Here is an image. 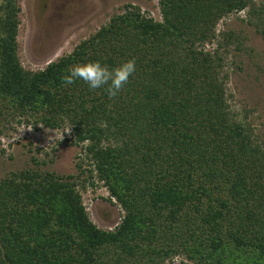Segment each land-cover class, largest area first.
Returning a JSON list of instances; mask_svg holds the SVG:
<instances>
[{
    "label": "trees",
    "instance_id": "1",
    "mask_svg": "<svg viewBox=\"0 0 264 264\" xmlns=\"http://www.w3.org/2000/svg\"><path fill=\"white\" fill-rule=\"evenodd\" d=\"M159 5L161 21L128 4L31 71L19 57L20 0H0V136L16 122L68 128L65 142L84 155L76 175L26 169L0 181V264H264V143L228 99L230 49L244 41L218 33L247 11L264 38V3ZM133 58L136 71L114 99L63 83L74 65ZM87 182L123 209L114 229L91 221Z\"/></svg>",
    "mask_w": 264,
    "mask_h": 264
},
{
    "label": "rangeland",
    "instance_id": "2",
    "mask_svg": "<svg viewBox=\"0 0 264 264\" xmlns=\"http://www.w3.org/2000/svg\"><path fill=\"white\" fill-rule=\"evenodd\" d=\"M262 4L264 0H257ZM133 4L142 12L162 20L159 0H20L21 26L19 57L26 70L38 71L70 54L84 39L107 24L114 14ZM233 32L244 41L242 50L230 49L227 71L230 74L228 99L233 114L253 128L264 143V38L249 24L247 11L225 18L218 33ZM0 136V181L26 169L78 174L77 157L81 149L66 143L71 130H35L25 123H11ZM14 129V130H13ZM30 130V131H29ZM68 130V131H67ZM63 137V139H61ZM84 178H82L83 181ZM80 189L91 221L103 230L114 229L122 220L121 206L109 200L102 184ZM171 264H192L177 259Z\"/></svg>",
    "mask_w": 264,
    "mask_h": 264
},
{
    "label": "clouds",
    "instance_id": "3",
    "mask_svg": "<svg viewBox=\"0 0 264 264\" xmlns=\"http://www.w3.org/2000/svg\"><path fill=\"white\" fill-rule=\"evenodd\" d=\"M135 64L134 58L116 67H109L99 60L91 61L72 66L62 79L65 86L71 85L77 80L83 81L88 85L90 91L103 89L109 99H114L127 85L130 76L135 73Z\"/></svg>",
    "mask_w": 264,
    "mask_h": 264
}]
</instances>
